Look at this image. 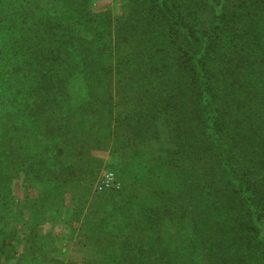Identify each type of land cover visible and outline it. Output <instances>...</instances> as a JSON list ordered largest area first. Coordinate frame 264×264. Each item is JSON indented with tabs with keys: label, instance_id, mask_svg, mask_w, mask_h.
I'll return each instance as SVG.
<instances>
[{
	"label": "trees",
	"instance_id": "1",
	"mask_svg": "<svg viewBox=\"0 0 264 264\" xmlns=\"http://www.w3.org/2000/svg\"><path fill=\"white\" fill-rule=\"evenodd\" d=\"M69 240L264 264V0H0V261Z\"/></svg>",
	"mask_w": 264,
	"mask_h": 264
},
{
	"label": "rangeland",
	"instance_id": "2",
	"mask_svg": "<svg viewBox=\"0 0 264 264\" xmlns=\"http://www.w3.org/2000/svg\"><path fill=\"white\" fill-rule=\"evenodd\" d=\"M121 2H122V0H97V3L99 5H103V4L107 5L109 3V5L113 8V10L115 12H118V10L120 9ZM109 172L113 173L115 176L113 163L111 161L105 159L102 161V165L98 169V176L92 185V193H98L97 192L98 191V189H97L98 183L101 181V178L106 173H109ZM115 179H116V176H115ZM19 188H20V186H19V184H17L15 190H19ZM73 225H76V224H73ZM41 229H42V231L44 230V228H41ZM74 236H75V238H77L78 233H75ZM1 238H2V236H1ZM75 242H77V241L76 240L75 241L69 240V241H58L57 243H55V245H54L55 250L53 253V255L55 256V259L53 261L49 262L48 264H58V263H60V264H78L79 259H80L79 254H80V251H82L83 249H82V247H80L79 244L75 245L74 244ZM6 249H7V245H6ZM15 252H16V249L11 250V253H15ZM0 264H14V263L8 262V261H5L2 259L0 261ZM15 264H26V262L19 259L17 261V263H15Z\"/></svg>",
	"mask_w": 264,
	"mask_h": 264
},
{
	"label": "built area",
	"instance_id": "3",
	"mask_svg": "<svg viewBox=\"0 0 264 264\" xmlns=\"http://www.w3.org/2000/svg\"><path fill=\"white\" fill-rule=\"evenodd\" d=\"M118 185L119 183L116 181L114 174L109 172L101 178V181L98 183L97 189L103 190L110 187H116Z\"/></svg>",
	"mask_w": 264,
	"mask_h": 264
}]
</instances>
